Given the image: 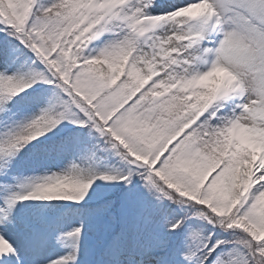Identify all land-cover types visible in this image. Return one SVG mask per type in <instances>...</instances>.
<instances>
[{
  "label": "snow or ice",
  "instance_id": "1",
  "mask_svg": "<svg viewBox=\"0 0 264 264\" xmlns=\"http://www.w3.org/2000/svg\"><path fill=\"white\" fill-rule=\"evenodd\" d=\"M0 264H264V0H0Z\"/></svg>",
  "mask_w": 264,
  "mask_h": 264
}]
</instances>
